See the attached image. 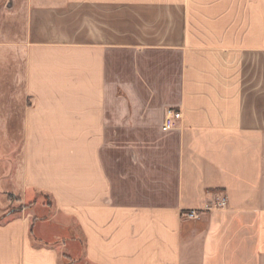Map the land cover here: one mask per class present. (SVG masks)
I'll use <instances>...</instances> for the list:
<instances>
[{
  "label": "crops",
  "instance_id": "1",
  "mask_svg": "<svg viewBox=\"0 0 264 264\" xmlns=\"http://www.w3.org/2000/svg\"><path fill=\"white\" fill-rule=\"evenodd\" d=\"M11 198L0 264H264V0H0Z\"/></svg>",
  "mask_w": 264,
  "mask_h": 264
},
{
  "label": "rangeland",
  "instance_id": "2",
  "mask_svg": "<svg viewBox=\"0 0 264 264\" xmlns=\"http://www.w3.org/2000/svg\"><path fill=\"white\" fill-rule=\"evenodd\" d=\"M5 155L7 156V154ZM37 202L42 203L43 207L42 206L36 207L30 213L31 215L41 218V217H48V215H50L53 212V205L47 196H44L43 194L37 195L35 203ZM7 206L8 205H5L0 200V210H1L0 211V223H4L13 217H17L21 213L22 208H23L22 205H19L18 203L14 202V200H12L11 204L8 207ZM32 207L33 206H30L28 208L32 209ZM48 227H49L48 231L52 235L51 237L62 239L63 237L69 238L72 236L71 231H63L53 225L52 226L48 225ZM74 246H75V250H74L75 253L73 256L69 258L71 261H73V259L77 260V258L81 257L82 248H80L79 243H76ZM61 264H65V263L62 262ZM80 264H84L82 260Z\"/></svg>",
  "mask_w": 264,
  "mask_h": 264
},
{
  "label": "built area",
  "instance_id": "3",
  "mask_svg": "<svg viewBox=\"0 0 264 264\" xmlns=\"http://www.w3.org/2000/svg\"><path fill=\"white\" fill-rule=\"evenodd\" d=\"M180 119H181V113L179 111L168 109L165 112L163 123L161 125V130L162 131H169V130L175 129L177 122ZM216 207L221 208V209L227 208L228 207L227 200L225 198L222 199L220 202H218L216 204ZM186 217L191 219V220L196 219L198 217V212L195 210L188 211L186 213Z\"/></svg>",
  "mask_w": 264,
  "mask_h": 264
},
{
  "label": "trees",
  "instance_id": "4",
  "mask_svg": "<svg viewBox=\"0 0 264 264\" xmlns=\"http://www.w3.org/2000/svg\"><path fill=\"white\" fill-rule=\"evenodd\" d=\"M11 197V196H10ZM33 204H30V205H27L26 206V208H28V207H30V206H32ZM65 263V264H69V263H71V261H70V259L69 258H67V257H65V256H63L62 257V259H61V263Z\"/></svg>",
  "mask_w": 264,
  "mask_h": 264
}]
</instances>
